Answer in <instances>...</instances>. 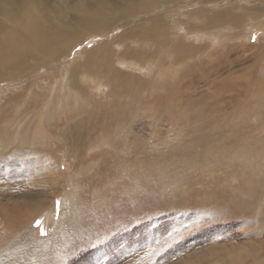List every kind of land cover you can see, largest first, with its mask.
<instances>
[{"label":"rangeland","instance_id":"374dc122","mask_svg":"<svg viewBox=\"0 0 264 264\" xmlns=\"http://www.w3.org/2000/svg\"><path fill=\"white\" fill-rule=\"evenodd\" d=\"M47 1L55 5V0ZM251 3L238 0L233 6L246 12ZM200 4L198 0H183L177 8L157 7L150 16L165 14L173 22V32L188 41L193 39L187 36L188 30L197 26L192 11ZM5 9L0 11V21ZM144 11L117 17L105 30L97 29L105 35L79 27L64 52L45 54L46 62L33 73L27 70L42 59L36 53L25 54L15 63L18 76L8 73L10 67L1 70L0 158L10 162L1 159L0 163V264H264V52H260L264 35L247 39L227 35L221 44H210L187 64L178 65V81L171 80L167 63L171 57L166 58L161 47L164 38H150L141 51L154 56L157 67L149 66L161 68L163 77L155 79L147 67H123L135 78L133 85L143 88L140 95L125 89V95L118 99L126 112L122 124L109 120L105 112L107 130L101 127L97 133L110 132L113 147L98 146L97 138L84 145L68 134L69 124L86 112L87 104L73 107V94L63 90L66 102L59 109L60 115L39 131L43 149L53 148L48 143L52 128L61 134L58 148L52 152V164L61 168L62 178L53 181L31 152L11 161L10 156L18 154L19 148L34 150L37 145L35 135L31 138L30 133H20L12 122L17 111L33 106L32 91L39 88L46 93L47 82L59 78V67L74 59L82 47L90 48L93 41L139 23L147 16ZM175 20H179L176 28ZM254 30L246 32L250 35ZM236 42L246 43L247 48H237ZM230 43L234 49L228 51ZM202 62L204 66L194 67ZM116 67L122 69L118 64ZM82 76H68V82L79 85ZM83 80L91 96L101 100L103 89ZM173 83L174 91L167 96ZM139 97L147 100L150 112L157 110L155 118L148 117V109L142 108L132 117L136 108L131 105ZM104 99L101 105H107L108 98ZM121 107H117L119 119ZM111 109L114 113L115 108ZM161 111H167V116L158 117ZM91 127L87 123L83 132ZM90 145L96 147L89 150ZM114 156L123 161H112ZM115 165L119 171L112 172ZM35 203H40V212L31 209ZM47 212L51 213L49 218ZM104 244L107 248L102 250Z\"/></svg>","mask_w":264,"mask_h":264},{"label":"bare ground","instance_id":"6f19581e","mask_svg":"<svg viewBox=\"0 0 264 264\" xmlns=\"http://www.w3.org/2000/svg\"><path fill=\"white\" fill-rule=\"evenodd\" d=\"M60 1L61 0H55L54 5L49 3L47 0H43V2H40V0H0V11L4 7L8 8L3 12L4 20L0 21L1 75L4 74L1 73L3 68L10 67V72L8 73H10L13 77L18 76L17 74L19 73L15 69V66L18 64V60L20 61V59L25 54L30 55V53H36V55L41 56L42 59L37 62L38 65L36 64L29 71L27 70V72L33 73L35 69L40 67L42 62L45 61V54L48 53V55H50L49 53L58 54L61 51L64 52V49L67 48L70 43H72V37L79 27H84L89 31H97L95 33L98 35H105L104 31L97 29L105 30L109 25L114 24V20L117 19V17H129L138 9H145L143 14H146L147 16H144L145 18L143 19L139 17L141 19L139 23H134L131 27L121 30L118 34H115L110 38L105 37L104 40L99 42L93 41L90 48L82 47L80 49L81 52L74 59H70L67 65L61 66V68L59 67V70H61V74H59L60 77L57 79L54 78V80L51 82H47V92L45 93L41 91V89L39 90V88L34 93L32 91L30 97L34 99L33 106H27V108H24L23 111H17V114L14 116L12 122L16 124L15 128L18 127L20 133L26 136L28 133H30V135H32L31 138L33 135H35L33 140L36 138L37 145H35L33 148L34 150L25 151L24 148H19L18 154L15 152L10 156L12 159L11 161L14 162L16 159H21L23 156H27L28 152H31L33 153L32 156L34 158L39 159V166L42 169H46L45 173H50L49 176H51L53 181L56 182L62 178L63 174L60 173V167L58 168L55 166L56 164H52L53 160L55 159L52 152L57 150L56 147L59 144L61 134L56 129L52 128L48 134V143H50L53 148L43 149L41 145L43 140H41L42 136H39V131L41 132V128L45 124L47 125L50 123V121L59 114V109L62 107L63 103L66 102V97L61 96L63 90H66L65 94H73L75 101L73 107L84 103L87 104L86 112L79 115V117L76 118L73 123L69 124V127L67 128L69 131L68 134L75 137L77 139L76 142L82 140L84 145L89 144V142L93 143L92 140L97 138L96 143H100L98 146L104 145L106 147L105 149H109L110 147H113L109 143L108 136L110 135V132L107 131V133H97L101 127L102 129L107 130L105 127L107 120L105 112L108 113L109 120H112L113 122L117 121V123L120 124L122 121H125V106L121 107L118 99L122 95H125V89L140 95L139 89L143 88V85H133L136 83V80H134L135 78L133 75L125 72L123 67H127L128 69L133 67H147L150 72L154 73L155 79L159 80L163 77L161 68L158 70L153 69L152 66H149L151 64L156 66L154 63V56H148L144 53V51H141V48L142 50L146 49L151 39L157 38L158 35H161L164 38V43L161 47H164L165 49V54L167 55L166 58L171 57V59L167 62L169 63V72L172 76L171 80L173 78H177L175 81H178V76L176 73V70H178V65L187 64L191 56H194L197 53L200 55V53L205 51L207 47L210 46V44L218 42L221 44L222 40L225 39L227 35H229L231 39H247L258 36V34L264 35V0H251L252 3L250 5V9L246 12L238 11L237 8L233 6V3L238 2V0H198L201 1V6L199 8L193 9L192 11L193 20H195L194 24L197 26H192V29L188 30L187 36L190 38L192 36L193 38L189 39L188 41L181 40L182 37L179 36L181 34L177 35L173 32V22L165 14H163L164 16H162V14L150 16V14H155L153 9L157 7L167 5L166 8L168 9L173 7L177 8V4L183 2V0H136L135 2H129L128 0H70V4H67V2L62 3ZM104 15L109 16L104 17ZM132 16H134V14ZM176 24H179V20H175L174 28L177 27ZM253 27H255L254 32L250 35L247 34L246 30H249V28ZM183 36L186 37L184 34ZM211 38H214L213 41L209 40ZM262 39L264 40V37L261 38V40ZM201 40H204V42H201ZM236 44L238 45L237 48H247L245 46L246 43L236 42ZM109 47H113L114 50L111 51ZM226 47L228 51L230 49H234L233 44L231 43L226 45ZM259 50L260 49H258V51ZM260 52H264V46L261 48ZM143 56L145 57L143 58ZM116 64H118L122 69H117ZM194 65L193 66L196 68L199 66H204V62ZM79 69L82 71L75 72ZM172 70L174 71L172 72ZM155 71H157L158 74H156ZM78 74L83 75L80 79L81 83L79 85H74L73 83V86H71V84L68 82V76L76 77ZM83 79H88L92 83L91 85L103 89L104 93L101 95V100H95L94 97L91 96L90 91L85 86ZM137 82L139 83V81ZM37 87H39L38 84ZM173 91L174 83L173 86L170 85V90L167 96H171ZM261 91L262 90H260V92ZM13 94L14 93H12V95ZM258 94L259 92L256 93V95ZM263 94L264 93L262 92V95ZM104 98H108V102L106 101L107 105H105L106 103L101 105V101ZM116 100L118 101L115 103V105L109 104L111 102H115ZM138 100L139 101L135 105H131L134 107V109L136 108L135 110L133 109L134 111L132 110V117L133 114L134 116L137 115V111H139L140 108L148 109L147 116L150 118H155L158 115L155 114L157 110L150 112L149 103L146 102L147 100L142 99L141 97H139ZM118 106L122 108V111L120 110V116H122V119H119L117 116L119 114V108H117ZM111 108H115L114 113H111ZM166 112L167 111L159 112L160 114L158 117L164 114L167 116ZM101 114L102 116L99 119V122H101L100 124L99 122H96V117ZM87 123L92 124V127L89 131L83 132V129ZM96 123H99V125ZM128 128L131 129L130 125H128ZM112 130L113 128L110 129V131ZM123 130L125 134V129ZM134 136L135 134L133 137ZM164 137L165 136L162 138ZM127 138L128 137H126V139ZM186 142H188V140H186ZM17 144L19 146V143ZM95 147L96 145H90L89 150ZM61 151L63 150L61 149ZM112 158V161L117 159L123 161L121 157L114 156ZM1 159L5 158H0V163L4 161H1ZM5 162L10 161L6 160L3 163ZM18 163L20 164V161H18ZM58 165H60V163H58ZM15 167L17 168V164ZM116 167L117 166L115 165V168L112 169V172L119 171H116ZM114 174L116 173H113V175ZM42 181H46V179ZM68 187H71L70 182ZM37 191H40V189ZM58 201L61 200L58 199ZM46 205V208L49 207L50 210L51 204L47 202ZM71 205H68V207ZM39 206L40 203H35V206H32L31 209L36 212L39 210L40 212ZM57 208L59 210L60 206ZM46 214V217L49 218L51 213L47 212ZM67 215L70 216L69 214ZM55 219L57 221V218ZM103 246L104 247L102 250L107 248L105 244Z\"/></svg>","mask_w":264,"mask_h":264}]
</instances>
